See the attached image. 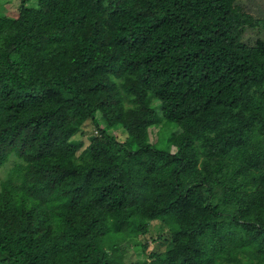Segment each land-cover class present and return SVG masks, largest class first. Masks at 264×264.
I'll use <instances>...</instances> for the list:
<instances>
[{
  "label": "trees",
  "instance_id": "trees-1",
  "mask_svg": "<svg viewBox=\"0 0 264 264\" xmlns=\"http://www.w3.org/2000/svg\"><path fill=\"white\" fill-rule=\"evenodd\" d=\"M262 24L240 0L0 15V264H264V38L242 40Z\"/></svg>",
  "mask_w": 264,
  "mask_h": 264
},
{
  "label": "rangeland",
  "instance_id": "rangeland-1",
  "mask_svg": "<svg viewBox=\"0 0 264 264\" xmlns=\"http://www.w3.org/2000/svg\"><path fill=\"white\" fill-rule=\"evenodd\" d=\"M241 5H243L246 10H248L251 14H253L257 18L264 19V0H240ZM20 4L21 0H0V15H9V16H17L20 12ZM262 37L264 38V24L257 26L256 28H250L248 31H246L243 36L242 40L246 42L253 43L254 39ZM101 125H105V121L101 120ZM172 125V124H171ZM173 125H176L173 123ZM171 127L165 126L164 123L157 124L150 128L148 141L152 143L153 145L157 147H166L168 144V138L171 133ZM97 127L95 123L92 120L87 121L84 126L81 128V130L75 135L77 139H82L86 143L89 142V137L93 133H97ZM111 132L116 134L119 138L125 139L126 133L121 128H113L111 129ZM175 149L172 147V150ZM17 160L16 156H12L10 160L3 166H0V182L3 179H6L9 176V172L11 168L13 167L15 161ZM166 226H161L160 221L153 222L152 230L147 236H141L142 242L149 244V248H155L156 246H159L160 248H165V241L163 242V238H158L160 232H164L167 230L166 228L163 229ZM154 238H158L156 243L154 242ZM138 256L144 257V254L142 252V248H138Z\"/></svg>",
  "mask_w": 264,
  "mask_h": 264
}]
</instances>
